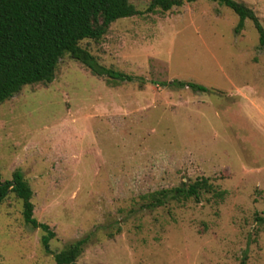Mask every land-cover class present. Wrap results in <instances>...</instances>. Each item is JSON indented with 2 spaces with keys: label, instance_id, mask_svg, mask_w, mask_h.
I'll list each match as a JSON object with an SVG mask.
<instances>
[{
  "label": "rangeland",
  "instance_id": "rangeland-1",
  "mask_svg": "<svg viewBox=\"0 0 264 264\" xmlns=\"http://www.w3.org/2000/svg\"><path fill=\"white\" fill-rule=\"evenodd\" d=\"M140 13L84 40L115 83L64 55L54 80L0 105V179L19 171L33 218L13 194L0 203V264H55L87 242L76 264H264V49L246 20L207 0ZM264 30V0H233ZM193 83L206 89L168 86ZM206 179L197 200L147 209L148 195ZM213 192H221L222 197Z\"/></svg>",
  "mask_w": 264,
  "mask_h": 264
},
{
  "label": "trees",
  "instance_id": "trees-1",
  "mask_svg": "<svg viewBox=\"0 0 264 264\" xmlns=\"http://www.w3.org/2000/svg\"><path fill=\"white\" fill-rule=\"evenodd\" d=\"M196 1L151 0L147 12L155 9L167 12L173 7ZM207 1L228 8L238 17L235 34L242 30L246 20L250 21L258 34L259 48L264 49V30L250 9L233 0ZM139 14L128 0H0V105L18 94L24 86L50 84L64 55L96 76H106L115 83L136 82L142 85L138 77L100 67L79 46L84 40H101L111 24ZM168 86L188 88L192 92L206 91L193 83L171 82ZM211 189L206 179H199L148 195L145 208H158L164 205L166 199L197 200L202 191ZM9 194L21 201L24 223L43 232L41 246L46 254H51L49 242L54 238V233L47 225L33 218L32 192L19 171L12 174L11 181L2 182L0 179V203ZM213 194L222 197L221 192ZM86 242V238L80 239L53 254L55 264H76ZM240 264H245V261L242 260Z\"/></svg>",
  "mask_w": 264,
  "mask_h": 264
}]
</instances>
